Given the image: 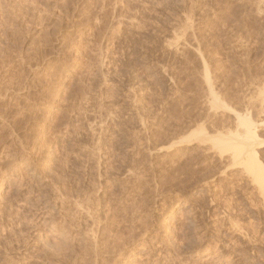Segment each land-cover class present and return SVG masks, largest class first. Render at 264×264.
Listing matches in <instances>:
<instances>
[{"label": "rangeland", "instance_id": "1", "mask_svg": "<svg viewBox=\"0 0 264 264\" xmlns=\"http://www.w3.org/2000/svg\"><path fill=\"white\" fill-rule=\"evenodd\" d=\"M237 113L264 0H0V264H264Z\"/></svg>", "mask_w": 264, "mask_h": 264}, {"label": "bare ground", "instance_id": "2", "mask_svg": "<svg viewBox=\"0 0 264 264\" xmlns=\"http://www.w3.org/2000/svg\"><path fill=\"white\" fill-rule=\"evenodd\" d=\"M207 69V68H206ZM207 71V70H206ZM207 79L209 80V78H208V75H207ZM7 84V83H6ZM16 92V91H15ZM16 94V93H15ZM17 95V94H16ZM6 96V95H5ZM213 97H214V99H215V94L213 95ZM218 97V96H217ZM10 99V98H9ZM3 100V99H2ZM220 101L218 98H216V101H215V103L216 102H218V101ZM216 104H219V103H216ZM221 104V103H220ZM3 106V105H2ZM5 107V106H4ZM238 114V113H237ZM238 116H239V114H238ZM247 117H243L242 118V116L240 117L239 116V118L238 119H240L241 120V122H240V120H239V122L241 123V126L242 127H244V132H243V135H241V134H235V135H232V136H236V137H238V135H240V142L239 143H231V141L230 142H228V141H226L227 139H228V135L226 136L227 138H226V140L224 139L225 138V136L224 135H222L223 137H220L218 134H215L214 136L215 137H213L212 136V138L214 139H212L211 137H210V140L213 142V141H215L216 143H218L221 147H223V149L224 148H226V149H228V152L230 153V151H234V152H232V155H230V157H232L233 155H234V157H237V156H239V157H241V155L242 156H244L245 155V160L242 158V160H244L245 161V164L244 165H242V166H245L246 168H244L245 169V172L246 173H248L249 175H250V177H252L253 179H254V182H257V183H259V185H261L260 187L262 188V194L264 195V165L261 163V161H260V159H259V156H258V152L256 151V149L254 150V149H252V146L254 145V146H256L257 145V141L259 140L258 139V136H257V131L259 130V125H256L255 123H253L252 121H250V119H246ZM260 126H262V125H260ZM205 132V130H204V128L202 127V126H198L197 128H195L194 130H192V131H190V133L187 135V136H184V137H182V138H180V140H179V142L177 141V143H175V144H173V146L174 145H184V144H189V143H191L192 142V140H195V138L197 137V139H198V136L199 135H201V134H203ZM207 135V134H206ZM218 135V136H217ZM202 136H204V135H201V136H199L200 138L202 137ZM235 137V138H236ZM203 139V138H202ZM237 139V138H236ZM238 139H239V137H238ZM208 140V139H207ZM229 140V139H228ZM233 140V139H232ZM234 141V140H233ZM231 143V144H230ZM235 144H237L236 146H234ZM231 145H233L234 146V148H232V150L230 149V151H229V148L230 147H233V146H231ZM264 145V142H261V141H259V144H258V146H256L257 148H259V147H262ZM173 146H170V147H173ZM226 149H224L225 151H226ZM234 149V150H233ZM222 150V149H221ZM220 150V152H222ZM227 152V153H228ZM222 153H226V152H222ZM222 153H221V156H222ZM232 159H234L233 157H232ZM241 159V158H240ZM237 160H238V157H237ZM241 160H239V162H240ZM244 161H242L243 163H244ZM241 162V163H242ZM242 163V164H243ZM260 188V189H261ZM56 201H58V200H56ZM1 207V206H0ZM87 210V209H86ZM88 213H89V210L87 211ZM91 213H93V212H91ZM94 214V213H93ZM68 215V214H67ZM89 215V214H88ZM45 216V215H44ZM68 216H70V215H68ZM92 216V215H91ZM77 217V216H76ZM90 217V216H89ZM66 218V217H65ZM93 218V217H92ZM76 219V218H75ZM50 220V219H49ZM54 220V219H53ZM93 220V219H92ZM71 221V220H70ZM54 222V221H53ZM68 222V221H67ZM78 223H79V221H77ZM63 223H65L64 221H63ZM94 223V222H93ZM95 224V223H94ZM19 225V224H18ZM64 225V224H63ZM70 225V224H69ZM78 225H80V223L78 224ZM23 226V225H22ZM36 226V225H35ZM71 226V225H70ZM76 226V225H75ZM84 226V225H83ZM87 226V225H86ZM98 226V225H97ZM102 227V226H101ZM78 228V227H77ZM82 228V227H81ZM93 228V227H92ZM76 229V228H75ZM79 230V229H78ZM89 230V229H88ZM100 230V229H99ZM19 231V230H18ZM63 231V230H62ZM90 231H92V230H90ZM97 231V230H96ZM79 232V231H78ZM81 232V231H80ZM95 232V231H94ZM100 232V231H99ZM20 233V232H19ZM92 233V232H91ZM96 233V232H95ZM94 235V234H93ZM96 235H97V233H96ZM95 235V236H96ZM21 236V235H20ZM88 236V235H87ZM99 236V235H98ZM117 236V235H116ZM91 237V236H90ZM102 237V236H101ZM121 237V236H120ZM19 238V237H18ZM70 238V237H69ZM92 238H93V236H92ZM94 241V240H93ZM119 241V240H118ZM120 241H122L121 239H120ZM99 242V241H98ZM113 242V241H112ZM122 242H124V241H122ZM92 243V242H91ZM94 243V242H93ZM116 243V242H115ZM118 244V243H117ZM116 244V245H117ZM97 246V245H96ZM116 247V246H115ZM94 254H95V252H94ZM12 256V255H11Z\"/></svg>", "mask_w": 264, "mask_h": 264}]
</instances>
